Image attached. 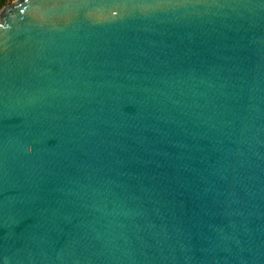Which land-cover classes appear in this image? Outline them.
I'll return each instance as SVG.
<instances>
[{"label":"water","instance_id":"water-1","mask_svg":"<svg viewBox=\"0 0 264 264\" xmlns=\"http://www.w3.org/2000/svg\"><path fill=\"white\" fill-rule=\"evenodd\" d=\"M0 264H264V0L4 5Z\"/></svg>","mask_w":264,"mask_h":264},{"label":"trees","instance_id":"trees-1","mask_svg":"<svg viewBox=\"0 0 264 264\" xmlns=\"http://www.w3.org/2000/svg\"><path fill=\"white\" fill-rule=\"evenodd\" d=\"M7 0H0V7L4 6L7 4Z\"/></svg>","mask_w":264,"mask_h":264},{"label":"rangeland","instance_id":"rangeland-1","mask_svg":"<svg viewBox=\"0 0 264 264\" xmlns=\"http://www.w3.org/2000/svg\"><path fill=\"white\" fill-rule=\"evenodd\" d=\"M7 1H8V2H7V4H8V3H10L12 0H7ZM2 7H3V6H2ZM2 7H0V10L2 9Z\"/></svg>","mask_w":264,"mask_h":264}]
</instances>
